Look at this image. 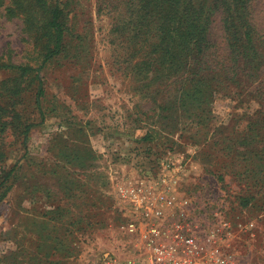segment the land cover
<instances>
[{
  "label": "rangeland",
  "instance_id": "rangeland-1",
  "mask_svg": "<svg viewBox=\"0 0 264 264\" xmlns=\"http://www.w3.org/2000/svg\"><path fill=\"white\" fill-rule=\"evenodd\" d=\"M8 2L0 6V62L36 67L45 15L28 29L24 15H5ZM47 2L62 8L63 50L40 70L43 120L34 86L17 100L23 118L37 122L26 148L10 128L0 136V170L16 164L0 203V264H103L136 254L115 184L167 154L184 166L177 190L207 201L206 219L231 221L224 248L237 264H264V0H248L257 57L233 76L223 68L230 61L223 13L211 14L208 96L186 100V108L177 104V82L145 86L130 73V31L120 27L138 0ZM9 76L0 70V80ZM237 220L253 226L238 230Z\"/></svg>",
  "mask_w": 264,
  "mask_h": 264
},
{
  "label": "trees",
  "instance_id": "trees-1",
  "mask_svg": "<svg viewBox=\"0 0 264 264\" xmlns=\"http://www.w3.org/2000/svg\"><path fill=\"white\" fill-rule=\"evenodd\" d=\"M248 4V0H212L209 5L206 0H138L134 16L120 27L121 30L128 28L130 31L127 36L133 50L130 53V73L145 86L167 81L180 84L176 101L182 108H186L188 99L203 95L206 99L208 95L203 86L207 85L206 72L209 69L206 56L210 16L218 9L223 13L222 23L230 56L229 63L223 68L233 76L240 69L239 63L252 64L257 57L255 28ZM4 12L7 17L24 15L28 29L33 27L36 17L41 13L45 15V19L38 24V39L42 40L40 64L33 67L0 62V70L11 72V76L0 80V136L10 128L19 144L26 148L29 133L37 122L23 118L16 108L17 100H20L25 89L34 86L33 107L43 120L44 84L40 70L63 50L66 26L58 2L48 4L47 0H9ZM1 145L0 162L5 156ZM161 157L155 156L151 165ZM15 168L16 164L0 170V203L10 188ZM234 198L237 199V196ZM237 203L239 205L238 199Z\"/></svg>",
  "mask_w": 264,
  "mask_h": 264
},
{
  "label": "built area",
  "instance_id": "built-area-1",
  "mask_svg": "<svg viewBox=\"0 0 264 264\" xmlns=\"http://www.w3.org/2000/svg\"><path fill=\"white\" fill-rule=\"evenodd\" d=\"M148 169L114 188L124 217L122 229L137 237V253L110 255L103 264H237L224 248L231 221L218 213L212 214L214 222L206 219L208 202L200 205L177 190L182 159L167 154ZM235 226L251 228L253 222L237 220Z\"/></svg>",
  "mask_w": 264,
  "mask_h": 264
}]
</instances>
